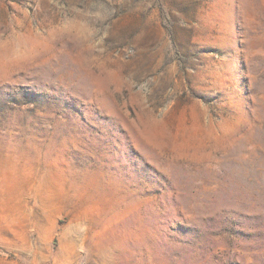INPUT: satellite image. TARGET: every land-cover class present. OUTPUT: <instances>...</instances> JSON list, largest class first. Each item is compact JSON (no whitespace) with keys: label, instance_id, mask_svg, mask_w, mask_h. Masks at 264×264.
Returning a JSON list of instances; mask_svg holds the SVG:
<instances>
[{"label":"rangeland","instance_id":"obj_1","mask_svg":"<svg viewBox=\"0 0 264 264\" xmlns=\"http://www.w3.org/2000/svg\"><path fill=\"white\" fill-rule=\"evenodd\" d=\"M0 264H264V0H0Z\"/></svg>","mask_w":264,"mask_h":264}]
</instances>
